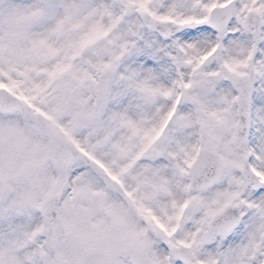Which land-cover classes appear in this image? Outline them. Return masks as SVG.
Returning a JSON list of instances; mask_svg holds the SVG:
<instances>
[{
    "label": "snow or ice",
    "instance_id": "snow-or-ice-1",
    "mask_svg": "<svg viewBox=\"0 0 264 264\" xmlns=\"http://www.w3.org/2000/svg\"><path fill=\"white\" fill-rule=\"evenodd\" d=\"M0 264H264V0H0Z\"/></svg>",
    "mask_w": 264,
    "mask_h": 264
}]
</instances>
